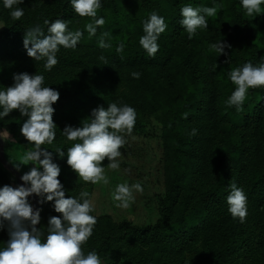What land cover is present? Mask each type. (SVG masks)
<instances>
[{"label": "rangeland", "instance_id": "rangeland-1", "mask_svg": "<svg viewBox=\"0 0 264 264\" xmlns=\"http://www.w3.org/2000/svg\"><path fill=\"white\" fill-rule=\"evenodd\" d=\"M101 5L97 18L105 23L89 37L85 25L93 18L79 16L68 0H23L19 20L0 0V89L13 84L15 73L27 72L43 75V86L59 92L53 104L56 136L42 147L49 148L61 168L58 179L66 197L89 193L96 223L82 251H95L101 264H264V103L262 119L251 117L264 86L256 87L255 96L249 88L239 111L226 103L236 88L228 73L247 62H264V56L255 63L251 55L264 50V13L247 16L240 0H101ZM185 5L217 10L215 17H206L208 28L197 29L191 39L179 23ZM152 12L167 24L154 57L139 44L142 22ZM58 18L83 36L74 49L61 46L58 63L46 71L44 61L27 55L25 33L13 30L39 25L47 34L44 21ZM105 32L110 47L101 48L98 41ZM220 40L231 45L224 54L209 48ZM121 43L124 49L117 52ZM111 103L133 107L136 121L131 135L121 133L126 143L116 158L120 167L110 169L106 157L101 163L108 183L92 184L80 179L67 156L60 158L55 149L66 152L80 142L62 134L66 125L80 127L90 122L92 109ZM26 119L13 110L0 121V131L7 129L12 138L3 140L12 163L33 148L34 142L20 132ZM34 166L29 162L19 171ZM119 183L142 186V191L132 189L128 208L117 207L112 199ZM233 183L247 197L243 223L227 210ZM5 184L20 185L0 162V186ZM168 193L171 203L165 207ZM52 204L43 203L42 229L50 216L61 215ZM7 239V229L0 230V247Z\"/></svg>", "mask_w": 264, "mask_h": 264}, {"label": "clouds", "instance_id": "clouds-1", "mask_svg": "<svg viewBox=\"0 0 264 264\" xmlns=\"http://www.w3.org/2000/svg\"><path fill=\"white\" fill-rule=\"evenodd\" d=\"M4 8L10 11L13 20H19L24 15V10L18 5L23 0H2ZM72 9L81 17H91L92 22L85 25L89 37L94 36L98 26H103L104 18H97V10L101 8V0H68ZM247 16L262 12L261 5L264 0H240ZM215 7H192L185 5L180 9V25L191 39L197 29L208 28L206 17H215ZM47 25V34L39 25L25 31L23 46L27 55L34 61H44V69L51 71L58 63L56 53L60 47L74 49L83 36L81 30L69 31L67 23L62 19L44 21ZM143 35L139 44L154 57L159 49L157 43L167 24L164 17L152 12L142 22ZM98 41L101 48H108L103 37ZM231 45L226 41L212 43L209 48L219 54H224ZM124 44L117 46L116 51L122 52ZM134 78H139L140 73L133 72ZM229 79L236 85L226 103L229 107L235 106L241 110L249 88L264 86V62L254 65L247 62L228 73ZM44 76L29 74L27 72L15 73L13 84L0 89V121L4 120L13 110H18L21 117L26 116L20 132L28 142L33 145L20 157L19 162H13L19 170L21 165L31 162L34 167L20 176L22 184L0 186V230L7 229L8 239L0 247V264H101L95 251L85 254L81 246L92 235L96 218L91 215L93 206L87 198L89 193L82 191L79 197L65 196L64 186L58 179L61 173L60 166L54 162L53 153L42 145H51L55 139L53 121L55 111L53 104L59 98V92L49 86L45 87ZM90 122L83 123L80 127L66 125L62 134L70 141H80L67 148L66 152L56 148L55 153L60 158L67 156L66 163L85 182L97 184L108 183L104 174L102 161L107 157L108 167L112 170L120 167L116 159L121 156L119 150L125 145L126 140L121 133L131 135L136 121L135 109L127 104L117 103L98 106L92 109L89 116ZM187 118V113L184 114ZM196 129L192 130V135ZM0 140L11 141L7 129L0 131ZM14 142V141H13ZM142 191V186L137 183L130 186L128 183H119L112 192V199L117 202V207L128 208L134 200L132 189ZM35 194L39 203L53 202L55 212L60 216H50L46 228H37L40 223V208H34L29 197ZM226 203L231 216L239 218L243 223L247 216V197L243 190L230 185Z\"/></svg>", "mask_w": 264, "mask_h": 264}, {"label": "trees", "instance_id": "trees-1", "mask_svg": "<svg viewBox=\"0 0 264 264\" xmlns=\"http://www.w3.org/2000/svg\"><path fill=\"white\" fill-rule=\"evenodd\" d=\"M118 12H119V10L116 12V14H118ZM41 27V29L42 30H44V29H46V28H44L45 26H40ZM24 29V28H23ZM22 28H20V29H14L13 30V32L14 33H25V31L23 30ZM20 37H21V34H20ZM252 57H253V59H255V61H256V59L257 58H259V56L260 55H262V56H264V50H259V51H253L252 52ZM254 55V56H253ZM168 57H169V52L167 51L166 53H165V56H164V59H168ZM255 63H257V61L255 62ZM254 90H256V88H252V90H250V93L252 94V92H253V94H254V96L256 95V93H254ZM262 91V94H261V98H260V100H257V103L256 102H254V116H251L252 118H254V117H257V118H260V119H262V106H261V104H263L264 103V90H261ZM258 96V95H257ZM256 103V104H255ZM263 142V141H262ZM261 152H260V158L263 160V162H264V142L262 143V146H261ZM8 158V157H7ZM9 159V158H8ZM0 162H1V164H3V162L0 160ZM170 194L168 193V194H166V197L164 198V205H165V207H169V205H170ZM42 208H43V204H41V217H42ZM42 226L40 225V227L39 228H41Z\"/></svg>", "mask_w": 264, "mask_h": 264}, {"label": "water", "instance_id": "water-1", "mask_svg": "<svg viewBox=\"0 0 264 264\" xmlns=\"http://www.w3.org/2000/svg\"><path fill=\"white\" fill-rule=\"evenodd\" d=\"M0 160L13 173L17 181L20 184H22L23 181L20 180V176L22 175V173L14 167V164L7 158V156L3 152V140H0ZM30 198L34 203V208L41 209V203H39L40 198L36 197L35 194H33ZM40 216H41V212H40ZM40 224H41V220H40V223L36 225V227L39 228Z\"/></svg>", "mask_w": 264, "mask_h": 264}]
</instances>
